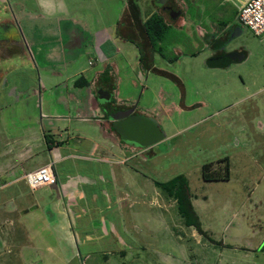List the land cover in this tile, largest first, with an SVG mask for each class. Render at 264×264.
Wrapping results in <instances>:
<instances>
[{"label": "rangeland", "instance_id": "374dc122", "mask_svg": "<svg viewBox=\"0 0 264 264\" xmlns=\"http://www.w3.org/2000/svg\"><path fill=\"white\" fill-rule=\"evenodd\" d=\"M134 1L144 17L153 8L152 0ZM176 3L183 9L177 23L184 17L185 24L172 25L163 41L147 48L121 30L128 0H62L52 17L37 0H0V18H15L20 36L17 47L0 53V104H9L0 113V150L8 133L28 136L29 122L35 125L32 166L49 164L43 162L56 141L74 147L67 149L74 155L54 162L56 183L32 188L25 177L14 182L0 177V199L18 200L22 194L29 207L21 217L7 210L10 203L0 206V226L12 218V226L21 230L19 236L0 231V240L36 245L26 260L264 264V32L243 24L235 40L246 59L211 67L206 63L211 51L196 29L210 31L211 21L224 17L239 22V0ZM94 34L108 38L101 49L111 53L116 97L133 102L165 132L160 152L126 151L104 119L102 126L94 121L100 97L75 84L79 74L90 80L103 66L95 59L93 40L88 42ZM78 38L83 44L74 43ZM57 113L64 119L52 117ZM52 127L64 132L56 135L62 140L48 143L44 134ZM224 158L229 177L204 179L202 164L222 172ZM176 174L187 178L202 233L184 221L175 198L156 183ZM17 251L4 252L20 264Z\"/></svg>", "mask_w": 264, "mask_h": 264}, {"label": "flooded vegetation", "instance_id": "af4514ba", "mask_svg": "<svg viewBox=\"0 0 264 264\" xmlns=\"http://www.w3.org/2000/svg\"><path fill=\"white\" fill-rule=\"evenodd\" d=\"M152 5L153 8L148 11L145 17L142 16L141 7L137 6V8H135L136 13H138L137 17L136 14H133L130 10H128L124 19V27L121 29L122 32L127 35H138L140 41L146 44V47L148 46L149 38L146 34L143 22L153 13L163 17L167 23L174 26L175 24L183 25L186 22L185 18L182 17L181 21L177 23L178 18L183 15V9L182 7L178 6L176 0H152ZM1 9L2 8L0 7V11ZM236 13L237 12H235V16ZM14 19L10 17L0 18V46L4 53L10 48L17 47V43L19 42V31ZM199 20L201 21L202 19ZM201 22L204 24L203 21ZM211 25L212 29L210 31L205 30L204 28L201 31L196 29L204 38L206 47L211 51L206 57V63L209 66L224 68L230 66L233 63L246 59L247 53L244 47L235 40V37L238 35V31L242 30L243 24L237 22L236 20H230V18L227 20H224V18H218L215 21H211ZM3 42L4 45L2 44ZM166 72L171 78L178 79L176 74L170 71ZM98 80L100 83L96 87V95L101 99L99 102L100 107L103 110L106 109L109 112H112V117H106V124L109 127V130L113 131L111 133L115 134L118 142H122L124 149L126 151L132 150L135 153L137 152L143 155H147L150 150L153 154L160 152L161 148L158 146V143H160L165 137V132L163 133L164 137H155V134L153 133L155 130L151 121L155 122V124H157V121L152 116L142 114L140 111H138L136 105L133 102H123V100L126 99L117 98L113 90L114 86L111 84L112 81L110 80V75L106 77L99 76ZM130 108L132 109L128 112V109ZM140 117L148 118L147 120L149 121L151 120L150 122L148 121V132L140 133L131 129L127 130L123 127L125 132L122 133L117 129V125H114V123L117 124L121 122L122 124L126 125L127 120L130 118ZM60 143L63 144V142Z\"/></svg>", "mask_w": 264, "mask_h": 264}, {"label": "crops", "instance_id": "0c3cea01", "mask_svg": "<svg viewBox=\"0 0 264 264\" xmlns=\"http://www.w3.org/2000/svg\"><path fill=\"white\" fill-rule=\"evenodd\" d=\"M54 10L55 9H53V11ZM128 10H130L132 12V8L130 6H129ZM43 16L44 15H42V17ZM136 36L138 37V35H136ZM132 37L134 38L135 36H132ZM137 39L139 40V37ZM92 40L94 43L93 44L94 49L96 50L95 51L96 52L95 53V59L102 60L104 63H103L102 68H98L94 72L91 73L90 80H89V77L84 78L83 73L79 74V76L82 75V77L84 79H87L88 83H90L88 85H86L87 84L86 83V84H84V86H86L85 88H87L88 92L91 94L93 91L96 90L97 85L100 83V81L98 80L100 73L105 68H107L108 65L111 64L110 62H108V59L110 58L111 53H109V50H107V49H105V50L101 49V46L103 45V43L107 42V40H108L107 36L102 38V37H98L97 35L94 34L93 37L91 36V38L88 39V42H90V41L92 42ZM74 43H76V45L83 44L81 38L74 40ZM0 53H3L1 46H0ZM89 63H92V60H89ZM109 67L112 68L113 67L112 64ZM113 71H114V67L112 69H110V73H113ZM110 86H112V85H110ZM81 88H83V85ZM77 101H79V99ZM84 103L86 105H89L90 101L84 102ZM6 105L9 106V104H0V113H2V111H4L3 107H6ZM79 105H80V103L76 104L77 108ZM90 105H91V103H90ZM94 111H96L95 113H97L96 114L97 116L95 118H93L94 121L97 123L99 122V124L102 126V123H104L102 119H104L105 122L107 121V118L105 117V114H104V110L101 109L100 104H99V106L96 109H94ZM52 117H54L56 119H61V118L64 119V115L61 113L53 114ZM79 118L83 119V120L88 119L86 116H83V115L79 116ZM52 123H53V121H51V124ZM34 126L35 125L33 124V122H29L28 125L24 128V130L29 129L30 134L28 136L23 135L21 139H19L21 135H14L12 137L9 136L10 135L9 133L6 135V141L4 143V146L0 150V177H2V176L12 177L11 180L14 182L17 179H21L26 171L31 170L32 168H35L41 164V163H39V164L37 163L35 166H32V164L30 163V160L33 158V155H34L33 142H32L33 135L31 133V129ZM106 131L107 130H105V132ZM48 132H50L52 134L50 136V139L53 140L54 142L56 140H62L61 138H56V135L62 136V134L64 132V131H61V129H59L58 127L57 128L52 127ZM107 136H109V133H107ZM73 148L74 147H70L67 144H62V143L59 144L56 141L53 148L49 152L50 153V159L48 160L46 158L43 163H48V162L51 163L52 167L54 169V162L55 161H58V160L63 159V158L65 159V158H68V156L74 155L73 152H71L70 150L67 151V149L73 150ZM61 150H65L66 152L62 153ZM44 185H50V184H44ZM40 186H42V185H40ZM57 188H58V186H57ZM61 190H62V193H64L66 191V189H64V188ZM17 196H18V200L16 199V196L14 198H12V196H11L9 201L4 200V199H0V206L2 205L5 207L6 205H9V203H10L11 206L7 210L14 211V212L16 211L22 217V215L24 213H27V211L29 210V207L27 206V201H25V197H23L22 194H18ZM0 217H1V215H0ZM24 217H25V215H24ZM10 222H11L10 225L5 224V226H0L1 233L4 232V233H9V234H14V235L18 234V236H19L21 233V230L18 229L16 226H12V222H13L12 218L10 219ZM24 235H27V233H25ZM92 239H93V237H91V239L90 240L88 239L87 241H91ZM4 241L0 240V264H18L16 259H12L13 257H11V255L6 256L7 252H4L5 250H7L8 252H12L13 248H15L16 251L18 249V251L16 252V255H17V257L21 258L20 264H48L47 261L43 260L44 258H41V259H32L31 258L28 260L25 259L26 257H28L27 255L29 254V251L31 252L33 249H35V247H37L36 245H33L31 242L25 241V240H18V241H14L13 243L9 242L7 245L4 243ZM85 242H86V240H85ZM10 244H12V245L10 246ZM79 244L80 243H78V242L75 243V245H77V246H79ZM47 247L50 248V250L59 249L58 247H54V246H51L49 244H47Z\"/></svg>", "mask_w": 264, "mask_h": 264}, {"label": "trees", "instance_id": "16d2710c", "mask_svg": "<svg viewBox=\"0 0 264 264\" xmlns=\"http://www.w3.org/2000/svg\"><path fill=\"white\" fill-rule=\"evenodd\" d=\"M128 5L131 7L134 6V11H132L133 14H136V17L138 13H136L137 4L134 0H128ZM235 12H237V9H235ZM228 17H224V20H227ZM143 25L145 27L146 34L148 35L149 41L148 46L153 47L156 45L157 41H163L167 35V32L169 28L172 26L171 24L167 23L163 17L158 16L156 13H153L150 15L146 20L143 22ZM156 47V46H155ZM158 49L160 52L162 51V46L159 45ZM146 54L141 53L140 56L144 57ZM164 56V53H162ZM170 60V59H168ZM110 74L109 67L105 68L101 74L100 77H106ZM82 75L77 77L75 79V84H86L88 83V80L81 79ZM114 109V108H113ZM105 117H112V112H109L108 110L104 109ZM51 134H44L46 142L51 140L50 139ZM225 159V165L224 169L221 172L218 170V172H212L211 169L208 168L209 162H205L202 164V176L204 179H222V178H228L229 177V162L228 159ZM157 185L164 191H166L169 195L173 196L176 200V206L178 209V212L183 217L184 221L192 225L194 228H196L199 232H204L201 228V222L199 219V215L197 214L193 203L191 199V193L189 190V185L186 176L181 174H176L166 180H160L156 182ZM261 248L264 249V241L261 244Z\"/></svg>", "mask_w": 264, "mask_h": 264}, {"label": "built area", "instance_id": "2783aa9c", "mask_svg": "<svg viewBox=\"0 0 264 264\" xmlns=\"http://www.w3.org/2000/svg\"><path fill=\"white\" fill-rule=\"evenodd\" d=\"M235 4L237 19L241 24L246 25L256 34L264 32V0H239V3ZM23 177L32 188L56 183L57 180L51 163L28 170Z\"/></svg>", "mask_w": 264, "mask_h": 264}, {"label": "water", "instance_id": "95a60500", "mask_svg": "<svg viewBox=\"0 0 264 264\" xmlns=\"http://www.w3.org/2000/svg\"><path fill=\"white\" fill-rule=\"evenodd\" d=\"M132 108L128 109V112L131 110ZM148 118H145V117H140V118H130L129 120H127V126L125 124H122L121 123H114V125L117 127L118 130H120L122 133H124V128H126L127 130L131 129V130H134V131H137V132H148L149 131V123L147 120ZM147 121V122H146ZM151 121V120H150ZM149 121V122H150ZM152 126H154V130L153 131V128H152V131L153 133L155 134V137L156 138H159V137H164V131L159 127L158 123L155 124V122H152ZM126 126V127H125ZM124 127V128H123Z\"/></svg>", "mask_w": 264, "mask_h": 264}, {"label": "clouds", "instance_id": "9594fccd", "mask_svg": "<svg viewBox=\"0 0 264 264\" xmlns=\"http://www.w3.org/2000/svg\"><path fill=\"white\" fill-rule=\"evenodd\" d=\"M37 2L44 14L49 17L54 16L60 10L62 4V0H37ZM53 9L56 11L54 12Z\"/></svg>", "mask_w": 264, "mask_h": 264}]
</instances>
